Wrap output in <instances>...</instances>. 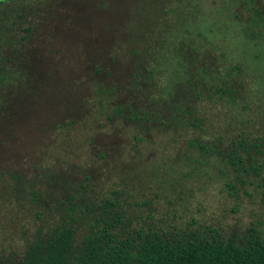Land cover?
<instances>
[{"label": "rangeland", "instance_id": "obj_1", "mask_svg": "<svg viewBox=\"0 0 264 264\" xmlns=\"http://www.w3.org/2000/svg\"><path fill=\"white\" fill-rule=\"evenodd\" d=\"M17 1L1 11L0 264L70 222L68 201L112 202L124 237L264 241V0Z\"/></svg>", "mask_w": 264, "mask_h": 264}, {"label": "trees", "instance_id": "obj_2", "mask_svg": "<svg viewBox=\"0 0 264 264\" xmlns=\"http://www.w3.org/2000/svg\"><path fill=\"white\" fill-rule=\"evenodd\" d=\"M16 1L0 0V35L4 32L6 38L14 24L2 20L1 11H18L20 4H16ZM17 2L23 3L25 9L28 8L24 6L25 1ZM2 25L6 29L1 28ZM23 31L30 33V28L27 26ZM26 37L27 34L23 36L25 40L28 39ZM3 60L0 56V61ZM233 70L240 73L237 66H232L230 71ZM224 87L218 91L231 92L227 84L224 83ZM239 144L240 148L245 145L243 142ZM235 156L236 151L232 154L233 158ZM68 203L70 222H61L45 233L43 238L31 242L23 250L18 264H264V241L254 228L247 230V236L240 243L233 237L220 238L217 231H212L213 237L210 239L194 232L177 237H165L155 232L143 234L141 229L136 231L134 237H124L116 233L122 216L107 209L113 206L112 202L106 201L98 208L86 202L82 203L83 208L75 206L71 201ZM63 205L61 203L60 206ZM96 210L99 213L92 215ZM76 211L81 219L88 221L87 230L81 233L77 242L74 239L77 238L79 225L73 223L76 219L72 217ZM121 230L124 231V227Z\"/></svg>", "mask_w": 264, "mask_h": 264}]
</instances>
